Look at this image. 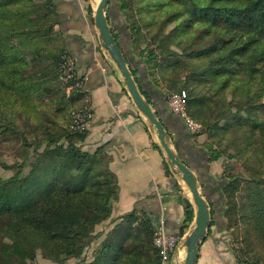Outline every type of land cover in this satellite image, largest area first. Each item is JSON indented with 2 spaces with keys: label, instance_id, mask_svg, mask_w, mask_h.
<instances>
[{
  "label": "trees",
  "instance_id": "obj_1",
  "mask_svg": "<svg viewBox=\"0 0 264 264\" xmlns=\"http://www.w3.org/2000/svg\"><path fill=\"white\" fill-rule=\"evenodd\" d=\"M117 2L133 54L141 53L135 58L149 69L162 58L159 68L170 90L188 91L193 119L218 147H237L230 158L242 162L244 171L227 177L219 190L225 230L236 242L242 239L248 259L243 263L233 250L238 263L264 264V152L254 144L256 130L250 126L258 125L264 136V0ZM87 12L94 13L91 5ZM63 23L58 0H0V138L21 139L26 156L12 166L11 177H0V264H35L39 256L85 264L97 227L111 218L118 200L108 155L83 151L87 135L71 130L72 112L88 103L84 88L74 87L71 94L63 89L62 57L74 58ZM187 71L180 85L178 75ZM223 154L211 153L210 162ZM184 212L182 235L195 219L189 199ZM124 219L87 264H162L152 218L130 213Z\"/></svg>",
  "mask_w": 264,
  "mask_h": 264
},
{
  "label": "crops",
  "instance_id": "obj_2",
  "mask_svg": "<svg viewBox=\"0 0 264 264\" xmlns=\"http://www.w3.org/2000/svg\"><path fill=\"white\" fill-rule=\"evenodd\" d=\"M81 3L86 2L58 0L69 51L75 58L79 75L87 77L84 84L86 100L95 114L82 144L83 151L92 154L101 150L108 155L109 168L117 177L118 201L115 209L119 214L132 211L144 213L156 224L163 223L168 234L179 235L183 240L190 229L181 234L185 223L184 200L189 199L185 196L184 182L168 166L155 133L133 103L120 73L100 43L94 46L90 38L81 36L88 34L91 28ZM119 14L115 18L118 19ZM115 18L112 16V20ZM92 25L96 29L93 22ZM126 31L116 30L118 42L131 68L137 72L140 85L149 94V101L168 133L171 147L194 172L201 192L214 211L211 215L215 224L210 227L200 247L197 264H239L221 238L225 232L224 209L217 200L220 192L218 189L213 191L214 186L210 185L215 173L209 156L194 143L184 122L169 110L165 95L148 83L144 65L135 58L132 49L129 51ZM174 253L169 264H179L183 259L178 249Z\"/></svg>",
  "mask_w": 264,
  "mask_h": 264
},
{
  "label": "rangeland",
  "instance_id": "obj_3",
  "mask_svg": "<svg viewBox=\"0 0 264 264\" xmlns=\"http://www.w3.org/2000/svg\"><path fill=\"white\" fill-rule=\"evenodd\" d=\"M99 1L100 0H88V2H86L85 4L81 3L82 4L81 9H83L87 23H88L89 27H91L88 34H81V36L84 38L86 35L85 38H90V40H92L91 42L94 43V46L97 45L99 42L98 34H95L96 29H94V27L92 25V19L94 17V13L92 15L89 14L87 12V6L91 5L92 8L95 10ZM129 5L131 7H133V3H129ZM106 13H107V16H109L111 24L113 25V27L116 30L117 29H119L120 31H122V30L124 31V29L127 30L126 31V32H128L127 45L130 43V46L128 48H129V51H131V49H132V44L130 42L131 34H130L129 28L127 26V23H126V18L120 12V5L118 4L117 0H110L109 1V4H108L107 9H106ZM118 14L120 16L119 17L120 19L115 18V16H118ZM112 16H113V18H115L114 20H112ZM121 16H122V18H121ZM158 27H162V23H160L158 25ZM116 30H115V32H116ZM93 35H94V37H93ZM201 46L202 45H200L199 48H201ZM142 48H144V46ZM132 53H133V50H132ZM134 54H136L140 58L141 53L139 51L134 52ZM171 54H175V52H172ZM144 56H146V54ZM163 61L164 60L162 58H159L154 63L150 64V69H149V66L147 64L146 65L143 64L144 65L143 68H144V71H146V76L148 77V83L151 86H154L163 95H166L165 96L166 104L168 106V98L173 92L170 90V85H171L170 80L166 77L164 70L163 69L161 70L159 68V65L161 64V62L163 63ZM75 65H76V61H75ZM76 68H77V65H76ZM187 76H188V71L187 72H181L180 75H178L179 82H181L180 85L182 83L183 84L186 83L185 78ZM141 83L143 84V80ZM63 89L67 94H71V92H72V90L66 86H64ZM186 92H188V91H186ZM55 98H57V97H55ZM221 99L218 100L219 101L218 105H217L218 108H220L222 105ZM85 101H87V100L85 99ZM50 107L52 108V111H54L56 109L55 105H51ZM169 110H170V108H169ZM188 114L192 118V120L194 122H196L193 119V117L190 115L189 109H188ZM244 124L249 125V121H245ZM18 125L21 129H23L24 123H23L22 119L18 120ZM198 126L199 127H198V130L196 132H194V133L190 132L191 135L193 136L194 143L197 146H199L201 148V150H203L205 153L207 152L206 155L209 157L211 156V153L224 152V154L222 155V157L219 160H215L214 162L213 161L211 162V164L213 165L212 170L214 171L215 175H214V180H212L211 184L210 183L209 184L214 186L212 188L213 191H217V189L219 191L221 185L226 182L227 177H229L231 174H235V173H239V172L243 173V171H244L242 168L243 164H242V162H238V161H235V159L230 158V155H231L230 153L236 152V150H237L236 146L232 147L228 150H226V148L222 149V148L218 147L217 144L215 143L214 139L211 137L210 133L206 129H202V127L199 124H198ZM250 126L254 131L256 130L255 131L256 135L254 137V144H256L258 146V148H260V150H262L264 152V136L260 133L259 126L256 124L250 125ZM32 139H33L32 136H30L31 142H32ZM24 151H25V149L23 148V142L21 139L10 138L8 140L3 141L0 138V177L1 178L7 179V178L11 177L15 173V170L12 169V166L14 164H16L17 162H25L26 156L23 153ZM32 154H33V148H31V150H30V155H32ZM34 158H35V156H33L31 158V160H34ZM3 164L8 165L9 169L4 168ZM28 170H29V168L26 169V171H28ZM69 181H70V178L67 177L64 181L65 187L69 186L68 185ZM203 181H204V178H203ZM183 186H185V190H184L185 196L192 201V196H191L187 186L184 183H183ZM203 188H205V187H203ZM201 191H202V189H201ZM217 198H218V195H217ZM217 200L221 202V199H217ZM117 201H115L112 204L113 205V213H112L111 218L108 221H106L104 224L97 227L96 234H99V236L86 249V252L84 253V256H83V259L85 260V264L90 263L93 260H95L96 256L101 251V247L111 236L110 235L111 232L113 230H115L117 228V226H121L125 222V219H124L125 216L129 215L130 213H134L135 216H137L141 219L144 218V213L137 212V211H132L129 213H123L122 212V214H119V212H117V210L115 209V207H116L115 203ZM5 207L9 208L8 202L5 204ZM213 224H215V223H213ZM154 225H155V231H157L156 229H157V226L159 224H156L154 221ZM225 226H226V224H225ZM221 238L223 239V241L227 245V248L229 249V251H231L233 253V250L234 251L236 250L237 254L240 256V259L243 261V263L246 262L248 257H246L244 255L245 251L242 250V246H243L242 245L243 244L242 239L239 242H236L234 239L235 236L231 233H227L226 230L222 234ZM154 243H155V241H154ZM174 254L175 253L172 254V259H173ZM233 256H234L235 260L237 261L236 254L233 253ZM243 263L239 262V264H243ZM35 264H58V263L52 262L49 260H45L41 256H39ZM66 264H77V262L74 260H70V261H67ZM173 264H175V263H173Z\"/></svg>",
  "mask_w": 264,
  "mask_h": 264
},
{
  "label": "water",
  "instance_id": "obj_4",
  "mask_svg": "<svg viewBox=\"0 0 264 264\" xmlns=\"http://www.w3.org/2000/svg\"><path fill=\"white\" fill-rule=\"evenodd\" d=\"M109 1L100 0L94 10V26L98 32L100 46L120 73L133 103L146 118L151 130L155 133L168 166L176 176L180 177L192 196L195 219L179 245L178 254L179 252L183 254V259L179 264H197L200 247L207 238L212 223L209 202L203 192H201L194 172L178 158L177 153L171 147L169 136L163 123L156 116L150 101L141 92L140 87L143 92L145 90L141 85L139 87L123 49L113 36L108 20L109 16L106 13Z\"/></svg>",
  "mask_w": 264,
  "mask_h": 264
},
{
  "label": "built area",
  "instance_id": "obj_5",
  "mask_svg": "<svg viewBox=\"0 0 264 264\" xmlns=\"http://www.w3.org/2000/svg\"><path fill=\"white\" fill-rule=\"evenodd\" d=\"M60 73L63 84L69 89L84 88L87 77L79 75L72 56L65 55L62 57ZM168 107L175 116L185 123L190 132L194 133L198 130V124L188 114V93L186 91L171 94L168 98ZM94 117L95 114L89 104L80 110L73 111L71 130L75 133L86 134ZM156 230L154 241L156 247L161 251L162 264H169L172 260V254L178 249L182 241V237L168 234L163 223H160Z\"/></svg>",
  "mask_w": 264,
  "mask_h": 264
}]
</instances>
